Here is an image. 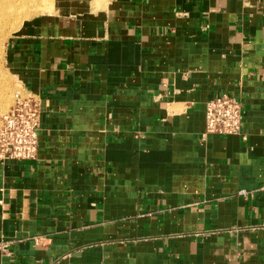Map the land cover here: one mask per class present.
<instances>
[{"label":"crops","instance_id":"obj_1","mask_svg":"<svg viewBox=\"0 0 264 264\" xmlns=\"http://www.w3.org/2000/svg\"><path fill=\"white\" fill-rule=\"evenodd\" d=\"M65 29L10 46L42 116L37 158L0 163V264H264V0H121ZM223 94L245 139L203 140Z\"/></svg>","mask_w":264,"mask_h":264},{"label":"rangeland","instance_id":"obj_2","mask_svg":"<svg viewBox=\"0 0 264 264\" xmlns=\"http://www.w3.org/2000/svg\"><path fill=\"white\" fill-rule=\"evenodd\" d=\"M119 1L0 0V125L17 95L24 91L11 66L10 46L31 28L61 30L71 24L95 26L112 12Z\"/></svg>","mask_w":264,"mask_h":264},{"label":"built area","instance_id":"obj_3","mask_svg":"<svg viewBox=\"0 0 264 264\" xmlns=\"http://www.w3.org/2000/svg\"><path fill=\"white\" fill-rule=\"evenodd\" d=\"M178 16H187L177 13ZM42 100L24 89L17 95L10 111L0 125V163L7 160L29 161L38 155L41 128ZM244 106L240 100L223 94L214 97L205 106V130L201 139L211 135L243 136ZM244 194V193H242ZM0 249L6 250L1 244Z\"/></svg>","mask_w":264,"mask_h":264},{"label":"bare ground","instance_id":"obj_4","mask_svg":"<svg viewBox=\"0 0 264 264\" xmlns=\"http://www.w3.org/2000/svg\"><path fill=\"white\" fill-rule=\"evenodd\" d=\"M26 15V14H25Z\"/></svg>","mask_w":264,"mask_h":264}]
</instances>
